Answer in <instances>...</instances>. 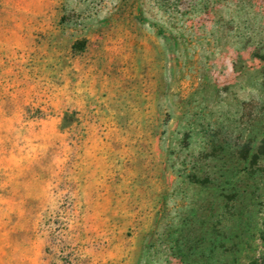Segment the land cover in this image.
Instances as JSON below:
<instances>
[{
  "label": "rangeland",
  "instance_id": "374dc122",
  "mask_svg": "<svg viewBox=\"0 0 264 264\" xmlns=\"http://www.w3.org/2000/svg\"><path fill=\"white\" fill-rule=\"evenodd\" d=\"M0 264H264V0H0Z\"/></svg>",
  "mask_w": 264,
  "mask_h": 264
},
{
  "label": "trees",
  "instance_id": "16d2710c",
  "mask_svg": "<svg viewBox=\"0 0 264 264\" xmlns=\"http://www.w3.org/2000/svg\"><path fill=\"white\" fill-rule=\"evenodd\" d=\"M67 126H68V124H67V115H64V117L62 118V125H61V127L65 128Z\"/></svg>",
  "mask_w": 264,
  "mask_h": 264
}]
</instances>
